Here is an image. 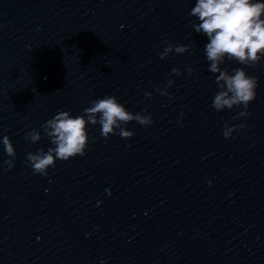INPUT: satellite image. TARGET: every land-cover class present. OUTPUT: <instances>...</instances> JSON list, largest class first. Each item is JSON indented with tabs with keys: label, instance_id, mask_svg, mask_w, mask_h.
Instances as JSON below:
<instances>
[{
	"label": "clouds",
	"instance_id": "obj_1",
	"mask_svg": "<svg viewBox=\"0 0 264 264\" xmlns=\"http://www.w3.org/2000/svg\"><path fill=\"white\" fill-rule=\"evenodd\" d=\"M190 15L198 19L199 23L193 24L195 32L206 35L208 42L205 45V56L210 62L209 71L219 73L216 83L220 89L214 96L213 108L222 111L225 108L231 110L234 106H242L239 116H247L246 111L252 101L256 99L258 80L249 75L243 67L229 71L221 69L220 65L227 61H236L240 65H254L264 58V2L260 0H196ZM167 43V42H166ZM191 46L168 44L160 58H166L173 50L183 54ZM194 70L187 68L190 76ZM172 73L180 76L179 68H173ZM171 75V74H170ZM173 81L168 80L163 89L157 88L161 95H169L167 88ZM151 98V93L146 92ZM169 98L172 97L169 95ZM183 116V113H181ZM238 118V117H237ZM136 121L143 126H151L153 118L151 114L135 113L128 111L114 95H106L103 98L93 100L91 106L84 109L83 114L72 116L70 111H59L51 119L47 120L41 129L50 138L51 144L46 152L40 149L37 153H29L27 162L34 174L48 176V169L55 167L57 159L67 161L76 156L86 155L89 144L88 125L101 126V135L107 139L116 133L123 139H131L134 133L125 125ZM237 128H246V124ZM235 129L225 125L224 137H232ZM26 139L36 143L41 139V132L33 129L27 133ZM94 142V140H93ZM2 143L7 156L15 158L16 151L10 138L3 136ZM9 170L14 167L13 159L5 160Z\"/></svg>",
	"mask_w": 264,
	"mask_h": 264
}]
</instances>
